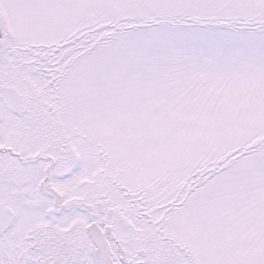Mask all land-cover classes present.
<instances>
[{
    "label": "snow or ice",
    "instance_id": "6c2138e0",
    "mask_svg": "<svg viewBox=\"0 0 264 264\" xmlns=\"http://www.w3.org/2000/svg\"><path fill=\"white\" fill-rule=\"evenodd\" d=\"M0 264H264V0H0Z\"/></svg>",
    "mask_w": 264,
    "mask_h": 264
}]
</instances>
